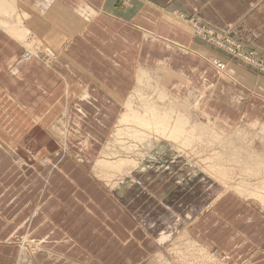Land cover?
Segmentation results:
<instances>
[{
	"label": "crops",
	"instance_id": "1",
	"mask_svg": "<svg viewBox=\"0 0 264 264\" xmlns=\"http://www.w3.org/2000/svg\"><path fill=\"white\" fill-rule=\"evenodd\" d=\"M25 2L40 17L35 34L58 51L51 64L38 55L23 60L25 46L0 26V264H18L23 237L40 246L39 258L48 256L43 264H99L87 260L88 245L78 241L90 228L107 234L106 247L145 252L184 230L208 246L217 247L218 235L238 254L224 256L219 245L226 264H264L259 211L231 192L207 209L225 190L219 182L185 168L166 181L159 171L144 177L134 170L106 188L91 171L140 67L165 70L169 89L185 95L194 78L208 74L214 93L206 96L226 116L264 119V72L209 43L194 26L231 36L264 65V0ZM64 116L65 128L75 132L66 131V146L51 130Z\"/></svg>",
	"mask_w": 264,
	"mask_h": 264
},
{
	"label": "rangeland",
	"instance_id": "2",
	"mask_svg": "<svg viewBox=\"0 0 264 264\" xmlns=\"http://www.w3.org/2000/svg\"><path fill=\"white\" fill-rule=\"evenodd\" d=\"M19 1L24 3V5L22 3L19 4L20 11L24 10V11H26V13L28 15L27 19L24 20V25L30 29L29 37H27L25 39L26 41H24V43L27 45L28 48L23 44L25 46L24 51L27 52V50L33 49L32 51L34 52L33 53L34 56H37V55L41 56L44 60H46V62L48 64H51L49 61H51V62L55 61L56 57H54L53 55L55 54V51H58V50L54 49L52 46L46 44L40 38L39 35L35 34V31L33 30L32 25L35 22L39 21L40 17L38 15H36L35 12H34L35 16L34 17L32 16L33 10H32V8L27 6V3L25 2L26 0H19ZM209 43L213 44L212 42H209ZM25 52H23L22 58H25L24 57ZM231 56L233 58H235L234 55H231ZM47 60H49V61H47ZM256 68L258 70H260L261 72H264L260 68H258V67H256ZM139 69H144L147 71V74L145 75V79H147V80L145 81L144 77H142L143 79L141 80V85H140L139 81H138L139 82V84H138V82H136V80H135V84H134L135 87L133 86V90H131V93H129V95L130 94L134 95L133 99L136 98L135 96H137V98L134 99V102L132 105H133V108H134V106L136 107V108H134L136 111H139V115L140 114L142 115L143 113L147 112L146 111L147 107L145 106V102L153 103V101H154V103H156L155 104L156 106L161 107L160 109H166V111H163V112L169 111V114H168L169 116H170L171 110H168V109H170L169 107H171L172 103L173 104L179 103V104H181V108H182V106H183L182 104H184V102H185V104L187 103L188 107L187 106L185 108L183 107L181 111H183V109H184V111L186 110L185 112L188 111V115L190 114V116L192 115L191 117H193V119L191 117H190V119L201 120L205 124L206 127H209L208 129H206L207 131L204 132V134L207 132L205 134V136L202 133L201 134L202 138L196 137L195 139H193V141H191L190 145H188L186 150H184L185 149L184 145L181 144V142H180V140H182V138L179 141H177L178 148H179L180 152H182V154L187 157L186 159L188 161V165L190 166V167H188L187 170H190L189 168H191V170L195 171L196 175H199V176L201 175L202 177H208L209 174H213L214 176H213L212 181L215 180V182L216 181L219 182L225 188L223 193L221 195H219L213 202H211L209 204V206H207V209L212 208L215 205V203L221 199V197L226 196L228 193L231 192V193L238 195L239 197H241L245 201H247L251 205L252 208L259 211L264 216V187L262 185V183L264 182V119H262L261 116H244L242 118L243 122L241 123V121L238 120L240 118L239 116H231V115L226 116L225 115L226 113L224 111H221L217 107V105H215V103L212 101V99H209L206 96V92L209 90L212 91L211 89H213V84L209 83V75L208 74H205V73L200 74V77H203L202 81H199L198 78H194L193 79V81H194L193 88L194 89H192L187 95H185V94L174 93L173 91H171V88L169 89L168 84H167L168 73H166L167 77L165 75H163L165 70L163 71V74H162L160 70L154 69V68L140 67ZM227 72L229 73L230 71L227 70ZM228 73H227V78L226 77H224V78L229 80L230 78L228 76H231L230 75L231 72L229 74ZM146 76H148V77H146ZM150 78H151V80H150ZM148 80H149V82H152V83H149ZM144 82H147V83H144ZM155 85H156V87H155ZM157 85H158V87H157ZM141 91H142V93H141ZM139 93H141V94L139 95ZM161 93H164V94H161ZM212 93H214V92L212 91ZM159 95L162 97H160ZM148 96H150L151 99L153 97V100L148 98ZM156 97L159 100L156 99ZM143 106L145 109L143 108ZM120 107H121V110L119 112V115L115 118V122H114V124L110 130L111 132L108 135H106L104 137V140L100 141L99 143H100V145L105 147L106 144L108 145V143L111 142L112 138H111V140L109 138L111 137L112 134L115 133L114 129H116V128L123 129L124 128L125 130L123 129V131H124V133L126 132L127 135L122 134V136H124V138L120 139L121 142H120V140L116 139V141L118 142L117 145L123 144L124 145L123 147H127V145L138 147L136 149H139V147H140L139 150L142 151L143 148L141 146L144 144L143 143L144 140L151 137V136H154L155 132H157L156 128L154 129V127L152 125L149 126L150 128L147 127L146 122H145L146 124H144V126H142L143 124H141V123H144V121H142V120H141V122L138 120L139 125H138V123H136L137 121L135 122L136 125H134L135 123H132V121H129V119L127 121H124V120L119 121L120 120V114L122 112H126L130 115V113L128 112L129 111L128 109H126L124 107L122 108V104L120 105ZM179 109H180V106H179ZM148 110L150 111V109H148ZM184 111L181 113L185 114ZM147 113L150 114L149 112H147ZM128 114L126 116H128ZM131 115H132V113H131ZM176 115H177V113H174L171 116H176ZM195 115H196V117H194ZM65 118L67 119V116H64V118L58 119L56 121L57 123H54L51 126V130L54 132L56 138H58L61 143L62 142L64 143V135H61L62 133L60 134V132L57 130V128H60V127L63 128V121L66 120ZM86 118H87L86 116H83L81 118L80 122H82L83 124L86 123V120H85ZM132 120L134 122V119H132ZM135 120H137V119H135ZM80 122H77V130H78L77 135H79V131L81 130V127H82V126L80 127V125H79ZM127 122L129 124H127ZM130 123H132L134 126H132V124H130ZM124 125H125V127H124ZM145 125L147 128L145 127ZM73 127H74V125H73ZM134 127H137V128H134ZM217 127H219V128H217ZM211 128H212V130L210 131ZM130 130H132V131H130ZM66 131H69L71 134L75 133L74 131L69 129V130H65L63 132V134ZM138 131H140V133ZM151 132H154V133L152 134ZM138 133H139V135H138ZM141 133H146V135L145 134L142 135ZM115 136H117V134ZM132 136H134V137H132ZM155 137L157 138L156 134L152 138L154 139ZM142 138L144 140H142V143H141ZM72 139L73 138H70V141ZM138 139H139V141H138ZM220 140H222V141H220ZM77 141H79V140L77 139ZM81 141L84 142V140H81ZM122 141L123 142L125 141V142L123 143ZM155 141H156V139H155ZM170 142H172V141H170ZM228 142L232 143V145H230ZM174 143H176V141ZM158 144H160V143H158ZM117 145H115V147H117ZM123 147H122V151H125V149H123ZM163 148H164V146H163ZM162 150H163V152H160L161 154L167 153L169 151L168 148H166L165 150L164 149H162ZM136 152H138V151H136ZM141 154L142 153H135V154L131 153V155L129 154V156H127L128 154H120V155L117 154V155H119L121 157L123 155V158H129L130 157L129 159H131V158L140 159L139 161H141L142 160ZM139 155H140V157H139ZM247 156H248V158H247ZM96 157H97V155H96ZM133 159H131V160H133ZM250 159H254V161L253 160L250 161ZM95 160H96V158H95ZM94 161H93V163H94ZM42 162L48 163L49 160L47 158H42L41 163ZM214 166H216L218 169L216 168V170H215ZM219 167L225 168L227 170L228 173L226 172L227 173L226 177L225 176L224 177H221V176L217 177V175H218L217 171H219ZM182 168H179V169H182ZM255 168H258V172H257V174L254 175V173L256 171ZM166 170L169 171L168 169H166ZM91 171L93 174L92 176L94 178L97 177L104 184V186L106 188H111L112 186L110 184L114 183L115 181H116L115 183L118 182L117 184H119L122 179L127 177V175H125V173H124V175L122 174L125 171L124 170L122 172H117L118 175L120 174L119 177L122 175L120 178L117 179V177H115V175H117V174L115 173V175L113 176L114 178L110 177V179L112 178V180L108 181L109 178L105 179V176L101 175L99 172L97 173V171L94 168H91ZM101 176H103V177H101ZM105 181H107V183ZM115 186H116V184H115ZM115 186L113 184L112 188H114ZM69 223L70 222H67L66 225H68ZM72 223L73 222L71 221L70 224L73 225ZM90 230H91L90 233L83 234L79 238L78 241L81 245H84V244L88 245V247H83L84 251L89 256V259H87V260H95V261H98L99 264H129V262L127 260V258L129 256H130L131 260L139 261L136 264H218V263L219 264H226L227 261H224V260H222V258L220 256H217L219 254V251L217 252V250H220L218 248H220L221 245H223V246H221L222 247L221 250L223 251L222 254L224 256H227V254H229L230 252H231L230 255L231 254L238 255L237 252L235 250H233V247L230 245L231 242L230 241L228 243L225 242V240L220 239L221 237L218 235L216 236L217 240H218V243L216 242L217 247L215 246V244H211V243L207 242L209 244V246H208L204 242H201V244H200V242H196L189 235L188 231L184 230L178 236H176V237L172 238L170 241L166 242L165 245L162 248H160V250H158V251L156 250L153 252L146 250V252H145L143 249H139L138 247H130V249H123L120 246V243H116L114 245V247H106V244L111 243L110 241L107 242V240H106L107 236H105V235H107V234L102 233V231H99V232L97 230L94 231L93 228H90ZM192 241H193V243H192ZM133 245L137 246L136 244H133ZM19 246H20L19 247V256H18V262H17L18 264H43V263L49 261L48 256L43 257V258H39L40 255H36L37 251H39L41 249L33 248L32 246L38 247L39 245L35 241H33V240L31 241L30 239H28V237L27 238L26 237L21 238L19 240ZM26 246L29 248V251H28L29 253L27 255V258L23 259L25 261H22V259H21L22 249ZM201 247L207 249L208 252H210L216 260L213 258L212 261L209 259H206V261H205L204 255L202 256V254H204V252H202L201 254L198 253V250H200ZM39 248H40V246H39ZM196 250H197V252H196ZM158 252H160V253H158ZM73 263L76 264L75 262H72L71 264H73ZM81 264H85V263L82 262Z\"/></svg>",
	"mask_w": 264,
	"mask_h": 264
},
{
	"label": "bare ground",
	"instance_id": "3",
	"mask_svg": "<svg viewBox=\"0 0 264 264\" xmlns=\"http://www.w3.org/2000/svg\"><path fill=\"white\" fill-rule=\"evenodd\" d=\"M3 1H5L4 7H3L2 2H0V5H1L0 6V12H2L0 14H3L4 16H8V17L11 15V18H13L15 16V18L13 19V21L5 20V19H0V26L3 27L8 33H10L11 35H13L17 39H19L21 41V43L24 44L27 47V45L24 43V41H26L25 39L28 37V35L30 33V30L28 28H25V27L22 26V24L24 23V20H26L27 17H28L26 11H24V10H21L20 11L19 4L21 2L19 0H3ZM32 50L31 49L30 50H27V52L24 53V57L25 58H23V60H27V59L31 58L32 56H34L33 55L34 52ZM146 74H147V71L146 70H144V69H138L137 74H136V82L139 81L140 82V85H141V80L143 79L142 77H144V80L145 81L147 80V79H145V75ZM146 77H148V76H146ZM150 80H151V78H150ZM139 82H138V84H139ZM148 82H149V80H148ZM144 83H147V82H144ZM149 83H152V82H149ZM155 87H156V85H155ZM157 87H158V85H157ZM141 93H142V91H141ZM141 93H139V95ZM161 94H164V93H161ZM133 96L134 95H131L130 94L127 97L126 101L122 103V108L124 107V108L128 109L129 111L128 110L127 111L130 113V115L128 113H126V112H122L120 114V120L119 121H123V120L124 121H127L129 119V121H132V123H135L137 121L136 123H138V125H139L138 120L140 122L142 120V121H144V123H141V124H143L142 126H144V124L147 123V127H149L150 125H152L154 127V129L156 128V131L157 132H155L154 130L153 131L155 132L157 138L156 137L154 139L152 138V137L155 136V134H154V136H151V137H149V138H147L145 140L142 138L141 139V143H142V140H144V142H143L144 144L141 146L143 148L142 151L139 150L140 147H139V149H136L138 147L128 146V145H127V147H123L124 146L123 144L117 145L118 142L116 141V139L117 140H120V139L124 138V136H122V134H126V132L124 133V131H123L124 128L123 129L116 128V129H114V132L115 133L113 132L114 134H112L111 137L109 138L110 140L112 138L111 142H109L108 145L106 144L105 147L103 146L101 148V151L98 153V156H97L96 160L94 161V164L92 165V168H94L97 171V173L99 172L101 175L105 176V179L106 178L107 179L109 178L108 181L109 180H112V178L110 179V177H113L115 175V173L117 174V172H122L124 170L125 171L122 173L123 175L125 173V175L128 176V175H130L135 170L136 172L146 173V174H144V177H146V175L147 176L154 175V174H156L159 171L160 174H161V176H162L160 178L163 179L164 181L169 180V177H167V176L170 175V174H172L173 176H177L178 177L179 176V172L181 171L179 168H182L183 167V169H184V167H185L186 170H187L188 167H190V166L188 165V161L186 159L187 157L185 155H183L182 152H180V150L178 148L177 141H179L182 138V140H180V142H181V144L184 145V148H185L184 150H186L187 147H188V145H190L191 141H193V139H195L196 137H201L202 136L201 134L202 133L204 134V132L207 131L206 129H208L209 127H206L205 124L201 120H196V119L195 120H192L193 117H191L192 115L190 116V114L188 115V111L185 112L186 110L184 111V109H183V111L185 112V114L184 113L183 114L181 113V112H183V111H181L183 107L184 108L186 106L188 107L187 103L185 104V102H184V104H182L183 105L182 108H181V104H179V103L173 104L172 103L171 104V107H169L170 109H168V110H171L170 116L168 115L169 114V111L168 112H163V111H166V109H160L161 107L156 106L155 105L156 103H154V101H153V103H150V102L147 103V102H145V106L147 107V110L146 111L149 112L150 114H148L146 112V113H143L142 115L141 114L139 115V111H136L134 109L136 107L134 106V108H133V105H132L133 102H134V99H136L137 96H135L136 98H134V99H133ZM160 97H162V96H160ZM148 98H150V96H148ZM156 99H158V98L156 97ZM151 100H153V97H152ZM179 106H180V109H179ZM143 108H144V106H143ZM148 109H150L151 112ZM131 113H132V115H131ZM174 113H177V115L176 116H171ZM127 114H128V116H126ZM190 117L192 119H190ZM194 117H196V115ZM132 119H134V122H133ZM135 119H137V120H135ZM55 123H57V122H55ZM132 123H130V124H132ZM136 123L134 125H136ZM127 124H129V123L127 122ZM134 125L132 124V126H134ZM124 127H125V125H124ZM145 127H146V125H145ZM73 128H75V127H73ZM134 128H137V127H134ZM217 128H219V127H217ZM57 130L60 132V134L62 133L61 135H64V139H65L64 145H67V143H68L67 132H65L63 134V132L65 130H67L65 128L64 122H63V128L60 127V128H57ZM211 130H212V128L210 129V131ZM130 131H132V130H130ZM138 132L140 133V131H138ZM154 132H151V133L153 134ZM68 133H69V131H68ZM139 133H138V135H139ZM116 134H117V136H115ZM141 134L142 135H144V134L146 135V133H141ZM205 134H204V136H205ZM132 137H134V136H132ZM155 139H156V141H155ZM138 141H139V139H138ZM170 141H172V142H170ZM175 141H176V143H174ZM220 141H222V140H220ZM120 142H121V140H120ZM158 143H160V144H158ZM228 143L230 145H232V143H230V142H228ZM115 145H117V147H115ZM163 146H164V148H163ZM122 147H123V149H125V151H122ZM166 148H168L169 151L167 153H164V154L162 153L161 154L160 152H163L162 149L165 150ZM136 151H138V152H136ZM131 153L132 154L142 153L141 154L142 160L139 161L140 159H133V158H131V159H133V160H131V159H129L130 157L129 158H123V155H122V157L119 156L120 154H128L127 156H129V154L131 155ZM117 154H119V155H117ZM248 156H247V158H248ZM139 157H140V155H139ZM251 160L254 161V159H250V161ZM165 168L168 169L169 171H167ZM214 168L216 170L217 167L214 166ZM189 169L190 170H187V171L189 172V174L191 176H198V175H196V173H195L194 170H191V168H189ZM255 170H256L255 173L251 170L254 173V175L257 174L258 168H255ZM226 172H227V170L225 168H220L219 167V171H217L218 175L217 174L216 175H217V177H219V176H221V177H224L225 176L226 177V175L228 173V172L227 173ZM117 175H115V177H117V179L122 176L121 175L119 177L120 174L118 176ZM103 176H101V177H103ZM213 176H214L213 174H209L208 177L211 178V179H213ZM105 182L107 183V181H105ZM115 182L112 183V184H110V183L109 184L113 187V184L115 186V184L117 185V183H118V182L117 183H115ZM262 185L264 187V182L262 183ZM192 243H193V241H192ZM32 247L33 248L41 249V248H39V246L38 247L37 246H35V247L32 246ZM28 251H29V248L27 246L22 249V253H21V259H22V261H25L23 259L24 258H27V255L29 253ZM196 252H197V250H196ZM202 252H204V254H202V256L204 255L205 261H206V259H209L211 261L213 260L214 257L212 256V254H210V252H208L203 247H201V249L198 250V253L201 254ZM158 253H160V252H158Z\"/></svg>",
	"mask_w": 264,
	"mask_h": 264
},
{
	"label": "built area",
	"instance_id": "4",
	"mask_svg": "<svg viewBox=\"0 0 264 264\" xmlns=\"http://www.w3.org/2000/svg\"><path fill=\"white\" fill-rule=\"evenodd\" d=\"M194 26L196 28V34L200 35L205 40L212 42L214 45L222 48L231 55H234L241 61L252 64L264 71V65L257 60L253 52L246 51L241 42L234 40L227 34L217 33L206 26H199L196 23Z\"/></svg>",
	"mask_w": 264,
	"mask_h": 264
}]
</instances>
